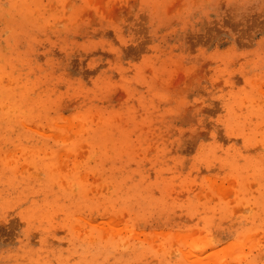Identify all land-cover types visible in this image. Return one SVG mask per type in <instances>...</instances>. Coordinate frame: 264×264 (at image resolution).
<instances>
[{
    "label": "rangeland",
    "instance_id": "obj_1",
    "mask_svg": "<svg viewBox=\"0 0 264 264\" xmlns=\"http://www.w3.org/2000/svg\"><path fill=\"white\" fill-rule=\"evenodd\" d=\"M0 264H264V0H0Z\"/></svg>",
    "mask_w": 264,
    "mask_h": 264
}]
</instances>
